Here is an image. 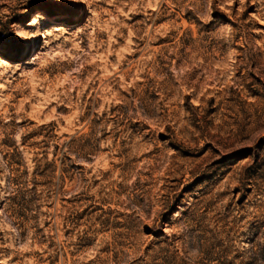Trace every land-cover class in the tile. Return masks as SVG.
<instances>
[{
    "label": "rangeland",
    "instance_id": "rangeland-1",
    "mask_svg": "<svg viewBox=\"0 0 264 264\" xmlns=\"http://www.w3.org/2000/svg\"><path fill=\"white\" fill-rule=\"evenodd\" d=\"M0 264H264V0H0Z\"/></svg>",
    "mask_w": 264,
    "mask_h": 264
}]
</instances>
